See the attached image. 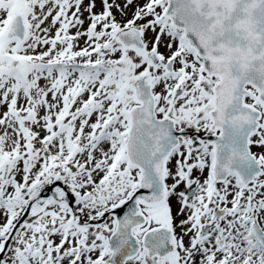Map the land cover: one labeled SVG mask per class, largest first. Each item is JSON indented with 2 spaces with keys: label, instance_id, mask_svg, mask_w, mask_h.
Wrapping results in <instances>:
<instances>
[{
  "label": "snow or ice",
  "instance_id": "snow-or-ice-1",
  "mask_svg": "<svg viewBox=\"0 0 264 264\" xmlns=\"http://www.w3.org/2000/svg\"><path fill=\"white\" fill-rule=\"evenodd\" d=\"M0 264H264V0H0Z\"/></svg>",
  "mask_w": 264,
  "mask_h": 264
}]
</instances>
